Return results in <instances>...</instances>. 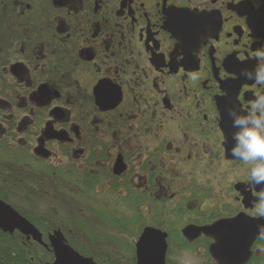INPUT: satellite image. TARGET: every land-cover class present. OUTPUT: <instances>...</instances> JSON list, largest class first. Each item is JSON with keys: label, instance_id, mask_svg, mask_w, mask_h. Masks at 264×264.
I'll list each match as a JSON object with an SVG mask.
<instances>
[{"label": "flooded vegetation", "instance_id": "1", "mask_svg": "<svg viewBox=\"0 0 264 264\" xmlns=\"http://www.w3.org/2000/svg\"><path fill=\"white\" fill-rule=\"evenodd\" d=\"M2 1L21 19L0 67V202L40 239L1 211L0 264H69L75 232L38 199L20 208L62 188L89 218L164 227L166 264H264V183L231 155L264 112V0Z\"/></svg>", "mask_w": 264, "mask_h": 264}, {"label": "trees", "instance_id": "2", "mask_svg": "<svg viewBox=\"0 0 264 264\" xmlns=\"http://www.w3.org/2000/svg\"><path fill=\"white\" fill-rule=\"evenodd\" d=\"M4 12L3 1L0 0V67L6 65L11 57V52L7 50V44L11 38L9 33L19 25L21 19L17 14L8 17ZM18 164L21 167L24 165L22 162ZM13 183L14 189H24L26 181L25 179L14 180ZM21 199L20 208L25 211L34 209L35 199L48 205L51 212L47 215H57L66 224L67 230L74 231L75 236L80 240L76 245L78 252L92 258L95 263L135 264L134 244L142 227L150 221L141 219L140 223L134 213H128L124 217L113 220L106 213L98 212L94 218H89L86 199L71 198L70 193L64 188L57 199L30 195H25ZM73 206L77 208L76 211L73 210ZM109 220L114 224L109 223ZM158 223L160 224L159 221ZM109 233H112V236Z\"/></svg>", "mask_w": 264, "mask_h": 264}, {"label": "water", "instance_id": "3", "mask_svg": "<svg viewBox=\"0 0 264 264\" xmlns=\"http://www.w3.org/2000/svg\"><path fill=\"white\" fill-rule=\"evenodd\" d=\"M1 211H5L8 214V219L4 222L11 225L9 229H3V231L11 232L13 229H16L22 234H33L35 240L40 239L39 234L28 222H26L9 206L3 204L2 202H0V212ZM0 226H3L1 225V218ZM215 230L216 226L200 229L189 227L185 228L182 233L185 237L199 236L200 234L207 235L209 232H214ZM166 237V234L159 230L153 228H145L137 239V242L135 243V264H165V256L167 250ZM56 247L57 245L55 246V248ZM60 247L62 255L68 259L69 264H95L91 259L79 256L77 253L70 250L63 244ZM218 252L219 251L215 246H213V248H211L210 250L211 255L214 257ZM57 259L58 264H67L63 259Z\"/></svg>", "mask_w": 264, "mask_h": 264}, {"label": "clouds", "instance_id": "4", "mask_svg": "<svg viewBox=\"0 0 264 264\" xmlns=\"http://www.w3.org/2000/svg\"><path fill=\"white\" fill-rule=\"evenodd\" d=\"M258 55L260 54L258 53ZM257 83L264 85V79L257 81ZM261 98L264 99V97ZM252 109L256 110L257 105L252 104ZM262 121H264V112L260 113L259 118L254 119V128L246 129L235 137L239 141V147L234 148L231 152L233 157L243 163L254 165L251 167L250 178L257 186L264 183V163H259V161H264V128L261 127ZM237 123H242V121H237ZM261 196H264V193H261ZM257 212L260 216H264V202L259 203ZM261 231L264 234V229Z\"/></svg>", "mask_w": 264, "mask_h": 264}, {"label": "rangeland", "instance_id": "5", "mask_svg": "<svg viewBox=\"0 0 264 264\" xmlns=\"http://www.w3.org/2000/svg\"><path fill=\"white\" fill-rule=\"evenodd\" d=\"M116 215H117V211H116V209H114L112 215L109 218H112V216H115V219H116ZM115 219L113 218V220H115ZM158 221L159 222H165V216H164V214H161L160 213V217L158 218ZM109 223L114 224V222H112L110 220H109ZM117 223H118V220H117ZM111 229H114V228H111ZM109 234L112 236V233H109ZM77 252H78V250H77Z\"/></svg>", "mask_w": 264, "mask_h": 264}]
</instances>
